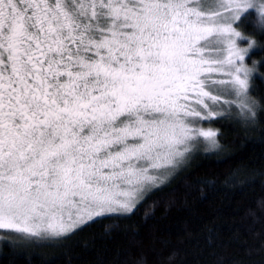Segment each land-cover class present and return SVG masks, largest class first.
Here are the masks:
<instances>
[{
    "label": "snow or ice",
    "instance_id": "6c2138e0",
    "mask_svg": "<svg viewBox=\"0 0 264 264\" xmlns=\"http://www.w3.org/2000/svg\"><path fill=\"white\" fill-rule=\"evenodd\" d=\"M249 8L264 24L256 0H0V232L16 234L0 240L36 249L131 212L195 140L217 143L193 121L231 103L212 88L248 92L233 24Z\"/></svg>",
    "mask_w": 264,
    "mask_h": 264
},
{
    "label": "trees",
    "instance_id": "16d2710c",
    "mask_svg": "<svg viewBox=\"0 0 264 264\" xmlns=\"http://www.w3.org/2000/svg\"><path fill=\"white\" fill-rule=\"evenodd\" d=\"M237 29L255 41L245 60L253 75L246 107L208 122L216 149L196 153L129 215L36 249L0 240V264H264V24L249 13Z\"/></svg>",
    "mask_w": 264,
    "mask_h": 264
},
{
    "label": "rangeland",
    "instance_id": "374dc122",
    "mask_svg": "<svg viewBox=\"0 0 264 264\" xmlns=\"http://www.w3.org/2000/svg\"><path fill=\"white\" fill-rule=\"evenodd\" d=\"M217 2V0H201V6L204 7V8H208L212 5H214L215 3ZM257 4H260L261 2H264V0H256ZM249 13H252L254 14L256 17H259L256 10L253 9V8H249L247 9L246 11H244L240 17H239V20L242 18V17H245L247 14ZM239 20L233 24V28L240 32L239 29H237V23L239 22ZM241 33V32H240ZM253 40L251 39H237L236 43H237V46L240 47V48H247L248 45H249V42H251ZM254 44L252 45V48L247 52V54L245 55L244 57V60H243V63L246 65V58L247 56L249 55V53L254 50ZM253 73L251 71V73L249 74V77H248V89H249V86H250V79L252 77ZM215 94H218L222 97V100H227V101H230L231 103H223L221 102L218 106L217 105H213V109L215 111H219L221 112L222 114L224 112H226V109L227 108H231V106H235V107H241L240 103L243 101L245 102V99H240V98H237L236 95H235V92L232 90V87L230 85H224V86H216L214 88L211 89ZM248 93V92H247ZM247 100V98H246ZM247 102V101H246ZM237 105V106H236ZM201 111H203V109H201ZM219 117V116H218ZM210 120H204V121H199V120H196V121H193V123L195 124H198V125H203L205 126L206 128H211L208 125V122ZM214 130V129H212ZM215 131V130H214ZM216 149V148H214ZM214 149H209L208 148V144L206 141H204L203 139H197L195 140L192 145L190 146V151L188 153H186V155L181 158L180 160L177 161V164L174 166V167H169V168H166V169H163L161 170L159 173H157V175L160 177V179L156 182V184L154 185H148L146 186L143 191H141L138 196H137V203L135 204V206L133 207V209L131 210V212H118V213H111V214H106L104 216H108V215H121V216H124V215H129L133 212V210L136 208V206L147 196L149 195L151 192H153L154 190L162 187L163 185H165L166 183H168L172 178H174V176H176L180 171H182L185 167L188 166V164L190 163L191 159L193 158V156L198 153V152H201V151H204V152H207V151H212ZM97 218H100V217H96L94 218L93 220L97 219ZM93 220H90L88 221L87 223L83 224L82 226L92 222ZM80 226V227H82ZM80 227L76 228L75 231L77 229H79ZM74 232V231H73ZM72 232V233H73ZM5 233V232H3ZM9 232H6L5 234H8ZM11 233V232H10ZM5 234H2L0 233V237H7ZM12 234V233H11ZM68 236V235H67ZM66 236H63V237H59V238H48L46 239L45 241H54V240H58V239H61V238H64Z\"/></svg>",
    "mask_w": 264,
    "mask_h": 264
},
{
    "label": "clouds",
    "instance_id": "9594fccd",
    "mask_svg": "<svg viewBox=\"0 0 264 264\" xmlns=\"http://www.w3.org/2000/svg\"><path fill=\"white\" fill-rule=\"evenodd\" d=\"M243 38H244V35H243V33H241V35H240V37H239L238 39H243ZM253 44H254V41L249 42V45H248V47L246 48V49H247V52L252 48V45H253ZM246 54H247V53H246ZM253 63H256V61L254 60ZM243 67L249 70V74L251 73V71H252V68H251V67H249V66H247V65H245V64H243ZM246 96H247V93H246V92H242V91L238 92V97H239L240 99H242V100H243V99H246ZM206 142H207V144H208V148H209V149H214V148L217 147V143H216V142H213V141H211V140H208V141H206Z\"/></svg>",
    "mask_w": 264,
    "mask_h": 264
},
{
    "label": "flooded vegetation",
    "instance_id": "af4514ba",
    "mask_svg": "<svg viewBox=\"0 0 264 264\" xmlns=\"http://www.w3.org/2000/svg\"><path fill=\"white\" fill-rule=\"evenodd\" d=\"M102 217V216H101Z\"/></svg>",
    "mask_w": 264,
    "mask_h": 264
}]
</instances>
